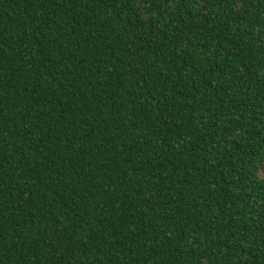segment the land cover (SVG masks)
<instances>
[{
    "label": "trees",
    "instance_id": "obj_1",
    "mask_svg": "<svg viewBox=\"0 0 264 264\" xmlns=\"http://www.w3.org/2000/svg\"><path fill=\"white\" fill-rule=\"evenodd\" d=\"M0 264H264V0H0Z\"/></svg>",
    "mask_w": 264,
    "mask_h": 264
}]
</instances>
